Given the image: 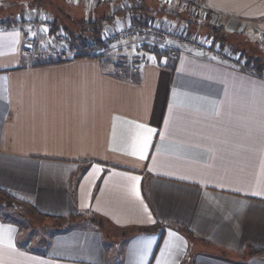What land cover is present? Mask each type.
<instances>
[{
	"label": "crops",
	"instance_id": "crops-1",
	"mask_svg": "<svg viewBox=\"0 0 264 264\" xmlns=\"http://www.w3.org/2000/svg\"><path fill=\"white\" fill-rule=\"evenodd\" d=\"M181 1L264 45V0ZM125 4L77 2L85 13ZM125 16L105 27H128ZM6 20L0 189L47 224L97 214L118 230L108 237L83 217L53 228L38 249L0 216V264H264V254L248 253L264 250V75L175 40L153 54L118 41L36 64L23 53L30 31ZM131 56L137 73L121 74L118 61ZM128 227L155 230L125 237Z\"/></svg>",
	"mask_w": 264,
	"mask_h": 264
},
{
	"label": "rangeland",
	"instance_id": "rangeland-1",
	"mask_svg": "<svg viewBox=\"0 0 264 264\" xmlns=\"http://www.w3.org/2000/svg\"><path fill=\"white\" fill-rule=\"evenodd\" d=\"M77 2L78 0H0V19L7 18L10 22L17 17L20 19H26L33 16H42L45 20V24L41 29L42 34L38 43V52L33 61L41 62L47 60L49 52H51L52 55L55 53V56L53 57L60 58V54L63 51H67L72 45H82L81 41H76L73 38V36L68 32L66 26L75 31L77 29L81 30L82 27L79 25L80 22L84 20H91L96 17L109 16L111 14H115L118 10L114 9L113 12L110 13L109 8L105 6L103 7L102 5L100 8L101 10H93L89 13H85L78 8ZM126 2L127 4L123 5L124 7H121V12L123 11L122 13L126 14V19L129 18L128 20L130 21L127 24L129 26L139 25L138 23L141 18L140 15H134L131 8L141 6L144 4L143 2H145V5L151 7L152 10L157 7L159 8V12L154 11L152 14L149 13V26L154 25L166 31L175 27L178 29L176 30L178 35L184 36L185 39L190 42L189 45L199 47L201 50L209 53L210 51H214L215 56H219L221 59L226 61L245 65L246 61L251 58L261 59L264 62V45L249 42V40H246L240 35L229 34L226 32L221 23L222 21L220 15L211 12L196 3L181 0L176 3L172 0H166L165 4H162L159 0H126ZM62 12L65 13V17L62 16ZM78 12H80V17H77L76 15ZM159 13H161V15H159ZM11 14H13L12 19L9 18ZM118 15H120V13L116 16ZM56 19L58 23H61H59L60 25H58L56 30H54ZM141 19L143 21L145 20L144 17ZM1 26L3 25L1 24ZM214 28L219 30V38L221 41L213 42V38L215 36L213 33ZM119 29L120 28L107 29L104 26L101 37ZM61 34L67 35L68 39L66 38V41H62L60 39ZM202 47H205V50ZM171 51L172 49L170 52ZM118 64H120V67L124 68V70L120 71L121 74H126L127 72L132 74L137 73L138 71L136 58L134 56L128 58L127 62H125L124 57V60L120 59ZM27 210L28 209L26 208L25 212L15 211L10 206L8 207L6 203L0 202V216L6 218L7 220L16 222L20 226L23 233L22 241L27 246L34 248L42 249L45 242L48 240L50 232L53 231V228L57 227L59 224L70 222L68 220L63 222L51 220L50 224H47V220L44 221V218L33 216ZM76 216V220L83 219L80 215ZM113 232L117 231L112 229L111 233ZM108 237H112V235Z\"/></svg>",
	"mask_w": 264,
	"mask_h": 264
},
{
	"label": "trees",
	"instance_id": "trees-1",
	"mask_svg": "<svg viewBox=\"0 0 264 264\" xmlns=\"http://www.w3.org/2000/svg\"><path fill=\"white\" fill-rule=\"evenodd\" d=\"M143 3L144 4H142L141 6H135V7L131 8L132 9V13L134 15H136V16L140 15L141 18L144 17V19H145L144 21L141 18L139 20L138 24L140 26H149L148 25V20H149V16H150L149 13L152 14V13H154V11L155 12L156 11L159 12V8L157 7L156 9L152 10L151 7H148V6L145 5V2H143ZM158 6H159V3H158ZM121 9L122 8L118 9L115 12V14L117 15L118 13H121ZM125 11H126V9H125ZM62 14H61L62 16L65 15L64 12H62ZM115 14H111L109 16L96 17L94 19L86 20V21L84 20V21L79 23V25L82 27L81 30L77 29L75 31V30L69 29L66 25L65 26H66L68 32L73 36V38L76 41H81V43H82L81 47L83 49L85 48V46H87L90 43H92L94 45L95 49L105 50V48H107V46L102 41V37H101L102 30H103V28H104V26H105V24L107 22H111V21H113L116 18ZM76 15H77V17H80V12L76 13ZM9 18L12 19V16H10ZM10 22L6 20L5 23L7 25H9ZM59 23H61V22H59ZM59 23H58V21L56 19V21H55V29L54 30L57 29L58 25H60ZM77 24H78V22H77ZM213 33L215 35L214 38H213V42L221 41V39L219 38V30H216V28H214ZM88 56H90V55L89 54H84V55H79L76 58H83V57H88ZM57 59L62 61L59 57ZM46 61H48V60H46ZM41 62H43V61H41ZM36 64H45V63H40L38 61ZM245 66L247 68L253 70L256 74H258L260 76L264 75V62L261 59H251V58H249L246 61ZM0 202L1 203H6L8 207L10 206L15 211H19V212H25L26 211V208H25V206H27L26 203H24L23 201H20L17 198L11 196L7 192L3 191L2 189H0ZM27 211L30 212V210H27ZM35 213H36V211H35ZM36 214H38V213H36ZM31 215L35 216V214H31ZM80 216H82L84 218H87L88 221H90L91 224H93L94 226L99 228L103 233H105L108 236L111 235V230L112 229L113 230H118V228H116L114 225H112L108 220L104 219L103 217H101V216H99L97 214H90L89 217L86 214H83V215H80ZM39 217L44 218L43 215H39ZM76 217H77L76 215H69V216H66V217H51L50 220L56 221V222H63L65 220L70 221V222H67L65 224H59L56 227V228H59V229H63V228L71 227L73 225V223H75L77 221L75 219ZM166 224H170L171 227L177 229L178 231H180L182 233H185L187 235H190V231L188 229H186L184 226H182L179 223H177V222H171V223L168 222ZM119 230L123 231L124 236L127 237V236L133 235L135 233L151 232V231H154L155 228L128 227V228H122V229H119ZM248 253H249L250 256H256V255L259 256V255H263L264 254V250H255V251H251L250 250V251H248Z\"/></svg>",
	"mask_w": 264,
	"mask_h": 264
},
{
	"label": "built area",
	"instance_id": "built-area-1",
	"mask_svg": "<svg viewBox=\"0 0 264 264\" xmlns=\"http://www.w3.org/2000/svg\"><path fill=\"white\" fill-rule=\"evenodd\" d=\"M204 10V9H203ZM45 24V20L42 16H33L26 19H20L17 17L10 22V26L17 28H26L30 31V36L27 37L24 46L23 53L24 55L34 59L37 55L38 43L41 37V29ZM177 28L173 27L171 30L166 31L157 26H139L132 25L126 28L110 32L108 35L102 36V41L105 45L109 46L112 43L118 41H128L129 44H132L134 50L145 51L147 54H153L158 48L163 47L170 39H175L186 44L190 42L185 39L184 36L178 35ZM68 36L65 34L60 35L62 41H66ZM203 49L205 47H202ZM95 49L94 45L90 43L85 46L83 49L81 46L72 45L67 51H63L60 54V59L62 61H68L75 59L79 55L89 54L91 55V50ZM205 50V49H204ZM214 55V51H210ZM171 54L177 56L180 54V51L172 50Z\"/></svg>",
	"mask_w": 264,
	"mask_h": 264
}]
</instances>
